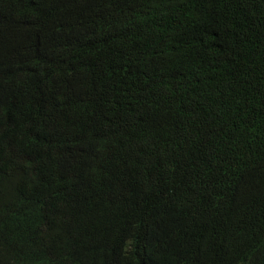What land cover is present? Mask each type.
<instances>
[{
  "label": "trees",
  "instance_id": "16d2710c",
  "mask_svg": "<svg viewBox=\"0 0 264 264\" xmlns=\"http://www.w3.org/2000/svg\"><path fill=\"white\" fill-rule=\"evenodd\" d=\"M0 264H264V0H0Z\"/></svg>",
  "mask_w": 264,
  "mask_h": 264
}]
</instances>
